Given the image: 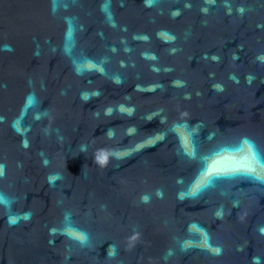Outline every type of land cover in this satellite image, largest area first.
Returning a JSON list of instances; mask_svg holds the SVG:
<instances>
[{
    "label": "snow or ice",
    "instance_id": "snow-or-ice-1",
    "mask_svg": "<svg viewBox=\"0 0 264 264\" xmlns=\"http://www.w3.org/2000/svg\"><path fill=\"white\" fill-rule=\"evenodd\" d=\"M253 158L256 160L257 163H259V158L255 155V153H253ZM238 167H247L249 169V171H251V167L250 165H244V164H240L238 165ZM209 176H211V172L209 173Z\"/></svg>",
    "mask_w": 264,
    "mask_h": 264
}]
</instances>
